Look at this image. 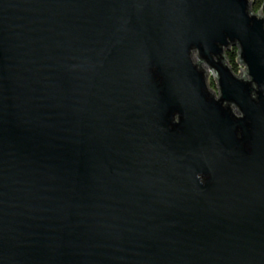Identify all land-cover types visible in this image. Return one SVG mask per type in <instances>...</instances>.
<instances>
[{"label": "water", "instance_id": "1", "mask_svg": "<svg viewBox=\"0 0 264 264\" xmlns=\"http://www.w3.org/2000/svg\"><path fill=\"white\" fill-rule=\"evenodd\" d=\"M251 6L0 0V264H264Z\"/></svg>", "mask_w": 264, "mask_h": 264}, {"label": "trees", "instance_id": "2", "mask_svg": "<svg viewBox=\"0 0 264 264\" xmlns=\"http://www.w3.org/2000/svg\"><path fill=\"white\" fill-rule=\"evenodd\" d=\"M254 10L257 12L259 9H262L264 15V8L263 7V0H253ZM226 57L230 66L232 67L233 72L239 73V67L237 65L238 59V50L236 48H231L229 51L226 52Z\"/></svg>", "mask_w": 264, "mask_h": 264}, {"label": "rangeland", "instance_id": "3", "mask_svg": "<svg viewBox=\"0 0 264 264\" xmlns=\"http://www.w3.org/2000/svg\"><path fill=\"white\" fill-rule=\"evenodd\" d=\"M254 4H253V0H252V6H251V8H252V11L254 12V13H257L255 10H254ZM238 65V64H237ZM238 67L239 68H241L242 69V71L243 72H245V68L244 67H242V66H240V65H238ZM239 72H240V70H239ZM235 73V72H234ZM237 76H238V74L239 73H235ZM208 83H209V86H210V88L215 92V94L217 95L218 94V89H217V83H216V81H215V79L213 78V76L212 75H209L208 76Z\"/></svg>", "mask_w": 264, "mask_h": 264}]
</instances>
